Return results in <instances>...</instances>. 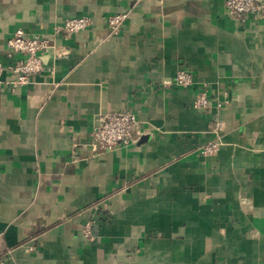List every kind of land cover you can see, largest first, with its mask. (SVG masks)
Here are the masks:
<instances>
[{
	"label": "crops",
	"instance_id": "1",
	"mask_svg": "<svg viewBox=\"0 0 264 264\" xmlns=\"http://www.w3.org/2000/svg\"><path fill=\"white\" fill-rule=\"evenodd\" d=\"M82 15L30 84L0 78V264H264V16L236 22L225 0H0V61L23 57L16 29L50 37ZM181 69L194 87L168 85ZM125 110L134 141L98 149L95 118Z\"/></svg>",
	"mask_w": 264,
	"mask_h": 264
},
{
	"label": "built area",
	"instance_id": "2",
	"mask_svg": "<svg viewBox=\"0 0 264 264\" xmlns=\"http://www.w3.org/2000/svg\"><path fill=\"white\" fill-rule=\"evenodd\" d=\"M225 6L229 16L236 22H245L249 15L256 17L264 16V0H225ZM128 12H120L110 15L107 18L108 26L113 34H118L124 21L128 17ZM92 24V18L86 15L65 19L54 28L50 37L40 34H28L23 28H18L8 39L7 45L11 53H21L23 57L17 59L8 67L0 61V78L4 71H10V77L6 79L13 89L27 86L31 83L32 77L44 69L41 54L48 49H56L55 37L62 33L69 38ZM55 56H58L57 51ZM168 85L177 88H191L196 85L194 73L188 69L177 71ZM211 105L209 93L206 87H199L196 92L195 106L201 111L207 110ZM222 106V104H218ZM136 114L131 111H111L100 113L94 121L92 128V139L94 145L101 150H113L119 144L129 145L135 139L138 128ZM222 127V123L217 122L215 132ZM221 144L219 136L209 141L200 149L201 154L210 156L215 154ZM83 237L86 244L96 241L94 231V220L89 219L83 228Z\"/></svg>",
	"mask_w": 264,
	"mask_h": 264
}]
</instances>
